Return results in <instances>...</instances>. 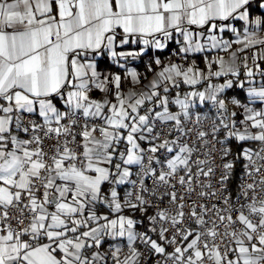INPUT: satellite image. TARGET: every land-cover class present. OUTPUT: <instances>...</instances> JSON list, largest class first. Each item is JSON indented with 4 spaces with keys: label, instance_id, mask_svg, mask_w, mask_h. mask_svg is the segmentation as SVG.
<instances>
[{
    "label": "snow or ice",
    "instance_id": "snow-or-ice-1",
    "mask_svg": "<svg viewBox=\"0 0 264 264\" xmlns=\"http://www.w3.org/2000/svg\"><path fill=\"white\" fill-rule=\"evenodd\" d=\"M0 264H264V0H0Z\"/></svg>",
    "mask_w": 264,
    "mask_h": 264
},
{
    "label": "trees",
    "instance_id": "trees-1",
    "mask_svg": "<svg viewBox=\"0 0 264 264\" xmlns=\"http://www.w3.org/2000/svg\"><path fill=\"white\" fill-rule=\"evenodd\" d=\"M167 53H165V56H166ZM143 65L140 66V71H143Z\"/></svg>",
    "mask_w": 264,
    "mask_h": 264
},
{
    "label": "crops",
    "instance_id": "crops-1",
    "mask_svg": "<svg viewBox=\"0 0 264 264\" xmlns=\"http://www.w3.org/2000/svg\"><path fill=\"white\" fill-rule=\"evenodd\" d=\"M164 56H165V54H164ZM166 56H167V54H166ZM166 56H165V57H166Z\"/></svg>",
    "mask_w": 264,
    "mask_h": 264
}]
</instances>
